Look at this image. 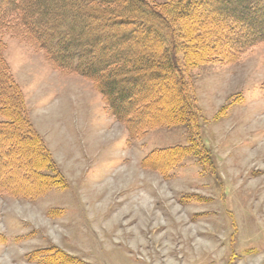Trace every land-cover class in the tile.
I'll use <instances>...</instances> for the list:
<instances>
[{
    "label": "rangeland",
    "instance_id": "obj_1",
    "mask_svg": "<svg viewBox=\"0 0 264 264\" xmlns=\"http://www.w3.org/2000/svg\"><path fill=\"white\" fill-rule=\"evenodd\" d=\"M0 44L63 182L34 199L0 194V264H38L29 256L50 248L79 264H264V44L184 68L211 163L192 151L168 171L152 153L188 148L186 126L130 139L89 79L16 32Z\"/></svg>",
    "mask_w": 264,
    "mask_h": 264
},
{
    "label": "trees",
    "instance_id": "obj_2",
    "mask_svg": "<svg viewBox=\"0 0 264 264\" xmlns=\"http://www.w3.org/2000/svg\"><path fill=\"white\" fill-rule=\"evenodd\" d=\"M5 29L45 53L57 69L89 79L130 139L186 126L188 148L152 153L164 161L162 170L192 151L207 167L210 157L196 141L199 110L184 68L231 62L264 44V0H0ZM1 50L0 44V194L34 199L63 188L62 176L27 119ZM29 260L79 264L51 248Z\"/></svg>",
    "mask_w": 264,
    "mask_h": 264
}]
</instances>
